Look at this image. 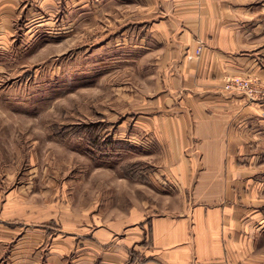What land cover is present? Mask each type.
Masks as SVG:
<instances>
[{
	"label": "crops",
	"instance_id": "crops-1",
	"mask_svg": "<svg viewBox=\"0 0 264 264\" xmlns=\"http://www.w3.org/2000/svg\"><path fill=\"white\" fill-rule=\"evenodd\" d=\"M23 14L96 16L98 48L136 66L111 139L144 147L161 198L104 218L68 186H0V264H264V0H0V57Z\"/></svg>",
	"mask_w": 264,
	"mask_h": 264
},
{
	"label": "rangeland",
	"instance_id": "rangeland-1",
	"mask_svg": "<svg viewBox=\"0 0 264 264\" xmlns=\"http://www.w3.org/2000/svg\"><path fill=\"white\" fill-rule=\"evenodd\" d=\"M16 21L9 54L0 57V186H68L75 209L88 203L104 218L132 204L144 209L148 200L160 205L144 174L148 152L111 139L123 118L113 87L143 84L136 66L114 63L118 48H98L96 16L23 14ZM146 245L149 239L138 247ZM134 257L145 261L140 251Z\"/></svg>",
	"mask_w": 264,
	"mask_h": 264
},
{
	"label": "built area",
	"instance_id": "built-area-1",
	"mask_svg": "<svg viewBox=\"0 0 264 264\" xmlns=\"http://www.w3.org/2000/svg\"><path fill=\"white\" fill-rule=\"evenodd\" d=\"M197 53H199V49L197 50ZM252 81L247 79H241V78H233L226 82L224 88L227 90H233V91H240V92H247L253 91L254 89L252 86Z\"/></svg>",
	"mask_w": 264,
	"mask_h": 264
}]
</instances>
